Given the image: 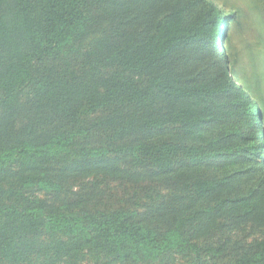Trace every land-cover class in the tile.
<instances>
[{
	"label": "trees",
	"instance_id": "trees-1",
	"mask_svg": "<svg viewBox=\"0 0 264 264\" xmlns=\"http://www.w3.org/2000/svg\"><path fill=\"white\" fill-rule=\"evenodd\" d=\"M227 26L208 0H0V264H264Z\"/></svg>",
	"mask_w": 264,
	"mask_h": 264
},
{
	"label": "rangeland",
	"instance_id": "rangeland-1",
	"mask_svg": "<svg viewBox=\"0 0 264 264\" xmlns=\"http://www.w3.org/2000/svg\"><path fill=\"white\" fill-rule=\"evenodd\" d=\"M227 18V38L223 47L231 66L258 87L264 126V0H208ZM259 85V86H258ZM255 93V92H253ZM257 93V92H256ZM255 97V94L253 95ZM77 189V188H76ZM263 235L259 232L256 236ZM181 255H171L161 264H185ZM108 264H123L105 260Z\"/></svg>",
	"mask_w": 264,
	"mask_h": 264
}]
</instances>
